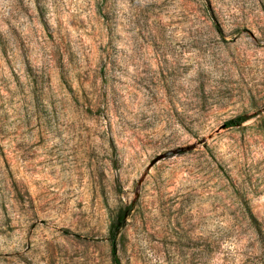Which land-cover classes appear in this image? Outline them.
<instances>
[{"label": "rangeland", "instance_id": "1", "mask_svg": "<svg viewBox=\"0 0 264 264\" xmlns=\"http://www.w3.org/2000/svg\"><path fill=\"white\" fill-rule=\"evenodd\" d=\"M121 209L122 264H264V0H0V264Z\"/></svg>", "mask_w": 264, "mask_h": 264}, {"label": "trees", "instance_id": "2", "mask_svg": "<svg viewBox=\"0 0 264 264\" xmlns=\"http://www.w3.org/2000/svg\"><path fill=\"white\" fill-rule=\"evenodd\" d=\"M246 120H247L246 116L239 115L227 120L225 122V126L226 127L240 126ZM126 211L127 209H121L120 212L118 213L117 219L111 223L109 228V240L112 246V264H122L121 258L117 252V238L120 228L122 227L125 215L127 214Z\"/></svg>", "mask_w": 264, "mask_h": 264}]
</instances>
